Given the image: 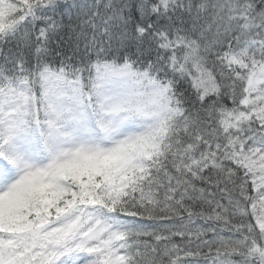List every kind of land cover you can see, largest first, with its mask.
<instances>
[{"label":"snow or ice","instance_id":"snow-or-ice-1","mask_svg":"<svg viewBox=\"0 0 264 264\" xmlns=\"http://www.w3.org/2000/svg\"><path fill=\"white\" fill-rule=\"evenodd\" d=\"M0 264H264V0H0Z\"/></svg>","mask_w":264,"mask_h":264}]
</instances>
